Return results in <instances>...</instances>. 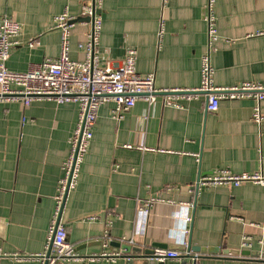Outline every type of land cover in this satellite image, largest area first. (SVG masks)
Segmentation results:
<instances>
[{"label":"crops","instance_id":"crops-1","mask_svg":"<svg viewBox=\"0 0 264 264\" xmlns=\"http://www.w3.org/2000/svg\"><path fill=\"white\" fill-rule=\"evenodd\" d=\"M88 1L0 0V15L23 24L22 44L13 48L6 66L26 71L45 58H57L62 35L54 27L55 16L67 10L76 18L86 17L81 13ZM207 4L102 0L97 46L101 64L118 62L134 47L137 70L155 73L157 88L199 86L208 46ZM214 10L219 34L211 52L215 85L264 81V35H253L264 30V0H215ZM90 29V22L76 21L71 58H85L78 45L87 41ZM32 39L35 44L30 46ZM168 95L139 98L121 119L114 117L113 101L99 108L79 183L69 192L62 214L69 241L79 254L91 256L122 250L127 238L143 248L182 246L191 239L192 244L222 251L194 261L183 257L157 264H264V185L246 182L194 190L201 175L216 170L264 172V120H252L256 101L222 99L216 112H208L203 94L171 97L174 105L166 103ZM260 105L264 114V100ZM78 116L74 101L0 103V264H41L17 255L45 251ZM105 232L121 245H105ZM224 250L258 252L259 257L226 255ZM85 264L140 263L120 256Z\"/></svg>","mask_w":264,"mask_h":264},{"label":"built area","instance_id":"built-area-1","mask_svg":"<svg viewBox=\"0 0 264 264\" xmlns=\"http://www.w3.org/2000/svg\"><path fill=\"white\" fill-rule=\"evenodd\" d=\"M214 5L215 0H208L205 12L208 22V46L201 58L200 84L191 89L172 90L157 88L155 73L143 74L137 70V50L134 47H129L124 58L118 62L109 61L104 65L101 64L97 46L104 20L102 0H90L82 6L81 14L92 17L88 39L78 45L85 52L84 59L76 60L70 56L76 16L65 10L54 18V27L59 29L62 35L59 56L45 58L26 71H14L6 66L13 48L22 44L23 24L8 14L0 15V103L22 101L28 105L36 99L50 98L59 103L74 101L79 104L78 122L69 139V154L62 165L63 175L54 197V211L48 227L45 251L37 256L17 255V257L38 259L41 264H85L101 257L115 259L120 256H125L132 261L135 257H142L143 252L135 254L123 248L117 252L83 256L76 251L75 244L69 241L68 229L62 219L68 194L79 183L82 165L93 138L98 110L104 103L113 101L115 103L114 117L121 119L139 98L151 101L154 96L163 91L185 92L168 95L166 103L173 105L176 99L171 97L184 96L191 99L203 94L207 99L208 112H216L222 99L253 98L256 105L253 108L252 120L257 124L262 123L264 114L260 104L264 100V81H246L233 87H219L214 83L211 52L219 38ZM163 29L164 22H161L160 34ZM253 35H264V30H258ZM28 44L33 46L35 39L29 40ZM246 182L264 185V172L234 173L229 169L216 170L211 174L201 175L194 190L196 192L197 188L199 190L201 187L221 184L239 186ZM189 204L194 206L193 202ZM102 239L105 245L112 241L107 232ZM129 244L135 245L132 239ZM187 246L188 242L184 244V250L154 247L153 254L147 259L162 263L192 256L189 258L196 260L197 254L194 256L195 253L187 249Z\"/></svg>","mask_w":264,"mask_h":264},{"label":"water","instance_id":"water-1","mask_svg":"<svg viewBox=\"0 0 264 264\" xmlns=\"http://www.w3.org/2000/svg\"><path fill=\"white\" fill-rule=\"evenodd\" d=\"M82 19H84L85 21H88V22H92V17H89V16H86V17H83V18H76L75 21L82 20ZM159 93L160 94H164V95H168V94H176V93L177 94H183L185 92L163 91V92H159ZM196 192H198V188L196 189ZM130 240H131L130 238H127L125 240V243L121 247L124 250H126V251H132L135 254H139V253L143 252V255H142L141 258L135 257L131 261V262L140 263V264H157V263H159V262H157L154 259H152V260L147 259V257H150L153 254L154 247L174 248V249H179V250H184L185 249L184 245H182V246H168V245L162 246V245H159V244H154L151 248H146V247L143 248V247H138V246H134V245L129 244V241ZM110 243L111 244L121 245L120 242H115V241H111ZM187 249L192 250L195 253L194 256H196V254H197L198 257L201 256V254H207V253L208 254H210V253L211 254H217L220 251H222L219 246L208 247V246H199V245L192 244V240L191 239L188 241ZM223 253L226 254V255H228V254L237 255V256L254 255L256 257H259L258 252H257V254H253L252 251L224 250ZM262 255H264V254H262ZM187 257H192V256H187Z\"/></svg>","mask_w":264,"mask_h":264}]
</instances>
